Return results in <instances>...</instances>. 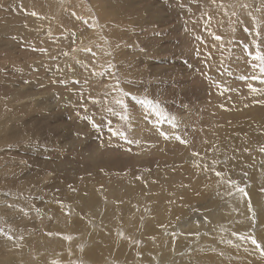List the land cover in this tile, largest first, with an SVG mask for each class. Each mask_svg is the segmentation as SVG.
<instances>
[{"label": "rangeland", "instance_id": "1", "mask_svg": "<svg viewBox=\"0 0 264 264\" xmlns=\"http://www.w3.org/2000/svg\"><path fill=\"white\" fill-rule=\"evenodd\" d=\"M41 2L30 0L24 12L23 0H0V125L5 126L0 154L6 162L2 166L11 171L0 173V179L10 183L1 193L2 201H7L0 214L3 233L17 229L23 235L22 228L29 225L28 229H37L34 217L16 209L25 204L20 200L32 206L50 205L53 213L58 207L69 213L73 206L79 208L81 197L106 194L114 199L106 208L117 212L124 201L115 184L133 179L146 195L167 197L168 189L156 186L164 183V173L174 172L176 187L189 190L195 177L188 157H200L196 154L207 150L202 144L211 140L213 132L228 128L233 135L247 134L250 124L264 121V74L253 58L256 52L264 55V0H249L261 14L258 22L253 21L258 27L241 22L231 28L208 23L207 17L217 11L192 0H125L117 9L107 5L108 13L121 11L117 16L123 24L118 29L123 33L114 53L101 51L103 57L94 59L98 69L93 78L83 76L87 70L82 64L87 49L100 40L101 30L93 36L91 25L80 20L77 26L67 11L50 16L70 29L69 37L43 27L41 36L31 39L24 23L32 17V7L48 9ZM148 5L152 13L145 15ZM235 12L238 18L240 11ZM141 16H146L142 23ZM228 19V15L223 18ZM110 21L120 20L105 23ZM72 42L78 58L72 56ZM56 61L65 66L58 62L59 68ZM253 75L259 79H251ZM92 80L97 88L90 86ZM262 148L264 141L250 139L235 157L211 156L209 165L214 173L229 161L233 166L223 169L222 178L244 188L252 180L251 167L264 160ZM196 189L194 197H199ZM171 194L167 206L175 205L176 195ZM13 198L17 199L12 210L8 201ZM209 199L192 197L187 205L197 213ZM125 203L124 217H135L137 222L151 211L145 201ZM82 241L85 247V237ZM2 258L0 253V264ZM24 258L30 264L33 256Z\"/></svg>", "mask_w": 264, "mask_h": 264}, {"label": "bare ground", "instance_id": "2", "mask_svg": "<svg viewBox=\"0 0 264 264\" xmlns=\"http://www.w3.org/2000/svg\"><path fill=\"white\" fill-rule=\"evenodd\" d=\"M29 1L23 0V4L21 3L24 12L28 11ZM124 1L42 0L41 4L48 6V9L42 8L37 11L32 7L30 14L35 22L32 17L27 19L24 23V32L31 34V39H34L41 36L40 32L45 27L53 29L57 34L63 33L67 38L70 29L65 28L60 21L50 16L53 13L67 11L70 14L69 18L71 21H75L77 26H79L80 20L91 25L93 36H98L99 30H101L100 40L90 46L91 51L87 49L86 61L82 64L85 67L84 69L87 70L85 75L82 72L83 76L93 78L92 73H95L98 69L94 59L103 57L99 55L101 51L105 53L113 51L114 53L115 43L120 40L117 38L123 33L118 29V26L123 24L122 17L117 16V14H121V11L108 13L104 10V7L108 5L111 9H117ZM192 2L201 3L209 9L214 7L217 13L212 14V16L210 13L206 19L208 23L214 26L225 23V27L231 28L233 25L243 24L241 22H249L248 24L251 26L258 27L253 21L258 22L259 17H261L259 12L254 11L257 6L253 3L254 6H252L249 0H215V3L213 0H192ZM148 7L147 11L144 9L145 15L148 12L152 13L151 5H148ZM57 9L58 12H56ZM260 9H262V6ZM237 10L240 11L239 17L235 18V15L238 16V14H234ZM227 15L229 19L224 21L223 18ZM43 17H45V21L42 19ZM145 18L146 16H141L140 23L144 22ZM107 19L120 21L119 23L114 21L105 23ZM102 24L104 28L100 27ZM65 51L64 45V54ZM77 52V47L72 42V56L78 58ZM91 58L93 61H91ZM88 60L91 62L85 64ZM58 62L56 61L57 66L59 63V66H65V63ZM62 70L64 71V69ZM93 70L95 71L93 72ZM90 84L91 87L95 85L93 80ZM94 87L97 88L96 85ZM247 130L248 133L242 135H233L228 128L220 129L216 133L213 132L211 140L207 141L205 145L202 144L203 149L207 150H200L196 154L200 157H194V155L188 157V160L192 161V174L195 177L194 184L189 190L176 187L172 175L175 176L177 172L164 173L161 176V181L164 183L160 182L161 184L156 187H159L160 190L168 189L167 194L169 197L170 193L176 195L175 205L167 206V202L171 201L168 196L164 197L162 195L163 198L156 195L153 197L156 194L153 192H151L152 195L149 193L146 195L145 192L141 191L143 187H140V184L135 180L133 181V179L126 181L127 184L124 182L115 184V186L121 188L122 197L120 198L124 203L119 211H117V208V212L112 209L114 213L110 207L106 208V205L112 203L109 200L111 198L108 199L106 194L102 198L92 193L81 197L79 208L73 206L71 212H69L73 213V216L68 212H64L61 207H58L53 213V207L47 204L32 206L26 201L20 200L25 204L18 208V202H16V209L22 211L23 216L30 215V217L37 220V229L30 230L28 229L29 225L26 229L22 228L23 235H20V231L17 229L6 234L1 230L0 247L6 249L4 251L0 249V253H3L2 264H25L24 257L26 256L29 259V255L33 256V259L27 261L30 264H44L47 261L52 264H264V254H262L261 249H257L250 239H240L241 236L253 237L264 248V160L256 162V166L251 167L253 169L252 180L243 188L244 192H240L238 190L240 188L233 187L234 183L228 184L222 178L223 169L233 166L229 161H225V165H218L214 169V173L210 167L211 156L227 155L235 157L234 154L240 152L237 150L249 143L250 139L256 143L264 141V121H254ZM0 133L5 135V126L1 127L0 125ZM218 149L219 151H217ZM3 155L0 154L2 169L0 173L11 172L9 168L6 169L7 166H2L6 165ZM217 173H220V175H217ZM21 177L23 176L21 175ZM206 181L207 185H204ZM226 181H230V179H226ZM7 184L10 186L7 179L3 181L0 179V214L7 204V201H2L3 198H1L3 188ZM195 188H198L196 190L199 197H194ZM155 191L157 190L155 189ZM180 195L190 196L179 199ZM206 196H209L210 199L202 202V207L197 213L195 209H191L187 205V201L191 202L192 197L201 200ZM16 199L13 198L10 200L11 202L8 201L9 204L11 205ZM149 199H151L149 202L152 201V203L147 202ZM125 200L127 202L133 201L134 204L145 201L147 203L145 205L150 204L147 207L151 211L145 210L146 212L139 222L135 217L126 216L125 218L122 212L126 206ZM136 207L138 208V206ZM10 209L13 210L15 207L11 205ZM114 214H117V216ZM118 215L122 217L119 218ZM130 225L132 229H130ZM127 234L128 239L125 240ZM65 237L71 239H65ZM84 237L85 247L84 244L80 243H84L82 241ZM74 239L77 240L72 243ZM7 249H9V252ZM35 258L38 259V263Z\"/></svg>", "mask_w": 264, "mask_h": 264}, {"label": "snow or ice", "instance_id": "3", "mask_svg": "<svg viewBox=\"0 0 264 264\" xmlns=\"http://www.w3.org/2000/svg\"><path fill=\"white\" fill-rule=\"evenodd\" d=\"M215 3V0H213ZM35 15V13H33ZM216 39H221V37H216ZM257 48H259V45H256ZM88 51H91L90 49ZM250 55H253L252 53H249ZM254 60L258 61L259 63L255 65V67H258L261 74H264V55L260 54L259 52H256L253 56ZM251 79L256 80L259 79L256 75H253ZM251 87V86H250ZM261 151H264V148L261 149ZM217 175H220V173H217ZM240 192H244L243 188L238 189ZM246 195V193H245ZM65 239H71L70 237H65ZM240 239H250L251 243L254 244L257 249H261L262 254H264V248H262L261 244L253 237H245L241 236Z\"/></svg>", "mask_w": 264, "mask_h": 264}]
</instances>
